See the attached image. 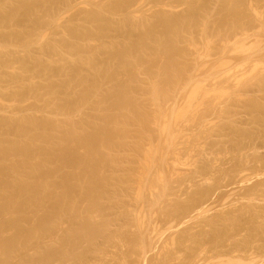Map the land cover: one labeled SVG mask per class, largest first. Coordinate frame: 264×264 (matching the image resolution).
I'll return each instance as SVG.
<instances>
[{
    "label": "rangeland",
    "instance_id": "obj_1",
    "mask_svg": "<svg viewBox=\"0 0 264 264\" xmlns=\"http://www.w3.org/2000/svg\"><path fill=\"white\" fill-rule=\"evenodd\" d=\"M1 1L3 3V0H0V2ZM6 1L7 0H5L4 5H2L3 7L5 6ZM34 1L37 3V6L39 5V7L36 10L37 12L35 11V13H33L32 16H28V18L26 17L25 19H21L20 21L18 19L17 20L14 19L15 21L9 20V21H5L4 23L0 16V48L2 47L6 48V50L4 49L5 51L0 49L1 50L0 55H3L1 56L2 58L0 57L1 59L0 79L2 81L5 78H8L9 76L16 77L15 78L16 80L14 79L13 82L16 83L15 81H18L19 82L17 83L18 85L19 84L22 85V82H24L23 86L25 84V81L34 79V81H30L29 85L31 86L33 85L31 82L37 84V85L34 84L35 86L34 85L33 86L34 88L38 86L39 88L36 87L38 88V91L37 90L36 91L37 93L40 92L39 94H41L42 92V95L40 96L38 95L39 97L37 96L38 98L37 99L33 94L31 95L25 94L24 97L22 96V98L24 99L22 98L17 99L13 97L11 93L13 94L14 93L13 91L17 90L18 86L15 87L14 84V86L12 87L13 84L10 83L13 82L8 81L9 82L8 83L6 81L5 82L2 81L1 84L2 83L4 84H2V87L0 86V89L2 88L0 90L1 91L0 102L3 103L1 105L2 108L0 106L1 109L0 116L2 117L5 114H7L6 112H8V116L13 117L14 119L15 118L18 119V117L24 116L26 113H28L26 115H30L29 114L30 112L31 115L37 117L39 116V119L41 118L43 119L45 117H48V115H49L48 118H50L54 116L53 114H56L55 115L56 122L59 121L63 125H69L71 121L75 120L76 122L78 120H81L80 119L81 117L85 116L86 118L83 117L84 119L91 117L89 121L91 123H89V126H87L88 124H86V127L84 128L87 129L85 132L93 129V126H96L97 123H98L97 125L98 127L104 126L105 120L103 121L104 119L103 113L104 114L109 113L110 110H111L110 113H112L115 110L114 108H110L108 106L105 107L102 106L101 109L99 108L100 112H98L99 109L94 108L93 107L94 105H92L91 109L89 105L88 106L85 105V107L82 108L83 112H81V109L77 110L80 111L78 112V114L77 111L75 110L72 111L73 109L66 110V112L69 111V113L67 112L65 114L66 117L65 119V117L61 114V110H59V108L56 106L57 104L56 105L55 103L52 104L50 103L51 100L50 99L48 100L46 94L47 93L49 94L50 92L49 90H47V86H46L47 81L44 77L42 76L39 77V75H37L38 76L37 77L35 74V76L37 77L36 78L34 75L32 76V74L30 73L29 78H28L29 74L25 75L26 78H28L26 79L22 73V75H20V77H22L21 78L22 81H21L19 76L17 75L18 73L21 74V72H18L19 66L16 68L18 69L17 71L15 70L14 67L16 73H14L15 72L14 71L13 74L17 76H13V74L11 73L13 66L10 65L9 68L11 67L12 68L9 70L8 65L6 67L4 65H5V60L8 57L9 60L10 58L12 59V61L14 60V62L12 63L14 64L16 60L20 62L19 60L22 59L21 58L22 56L23 58L24 56L28 57L27 53L29 54L31 61L34 59L33 60L34 63H32L33 65H37L36 63H38V65L35 66L37 67V69L39 67L41 69L42 66H43L42 69H46L48 67L47 63L53 60L59 62L58 59L61 60L60 57L61 55L55 52L52 53L53 51L51 50H47L49 42L54 41L56 43L57 41L60 42L59 40H61L62 42L63 38H65L63 40L65 41L67 35L69 34L68 33L69 27L71 28L72 25H77L79 22L80 23L83 22L82 24L88 23V22L84 23V20L87 19V17L85 16L89 12H92L93 11L92 9L96 8V2L98 5L100 3L101 4L100 6L104 8L105 6H107L108 9L111 0L108 1L107 0H96V1L67 0V2L65 0L67 4L63 0H62L63 4L61 3L60 0H58V2L54 1L55 3L49 0L51 4L53 2V4L56 6L55 7L54 5H52L53 7L51 8H50L51 4L50 2L47 3L48 2L47 0H34ZM91 1L93 3H91ZM100 1L103 3H101ZM162 1L164 2L165 5L163 4ZM199 1L191 0L190 2V0H140V1L129 0L126 1L127 3L122 9H117L115 12L109 13V17H111V19H113L114 22L126 20L129 23L142 24L143 23L142 21L144 20L146 21L147 19L151 22L158 20V15L161 14H168L172 16L175 15L179 17V15H183L187 13V11H189L190 7L189 9L187 7H188V3L190 2L189 4L193 3L192 5H194L197 8L196 10H198L197 11L198 13L195 12L197 15L195 14L194 17L195 19L198 20L199 24L198 27L195 28L196 30L195 31L193 30L194 32L191 31L190 34L188 33V35H186L183 39H181V41L178 42L177 47L179 49H182V52L185 53V54L183 53L184 55L183 60L187 66H186V70L184 71L185 74L182 77L177 78V81L179 83L176 81L175 82L176 84L171 86L172 88L168 87L169 88L168 90L170 91L171 89L172 92L170 91L169 93V91L167 90L166 91L168 92V94H166L167 96H163L162 98L156 99L157 101L156 100L153 101V98L151 99L152 96L151 93H149V91L151 92V90L154 88L153 83L155 84L157 83L159 84V86L160 84H162V88H163V83L158 82L161 81L162 78L161 79L156 78L158 77L156 75H158L157 73H159L157 71V68L159 66H155L156 71H154L153 70L154 66L152 69V67L149 66L148 62H145L148 60L153 61V58H155L154 60H156L158 57V59L154 62L156 63V65H162V62L163 61L165 62L166 60L165 58H167L165 56L166 54L163 53L162 55V52L159 55L158 53L157 55L156 53L154 54L149 53L151 55L150 56L151 58H149V54H147L146 56L147 58L144 57L147 60L143 59L144 63L142 62L141 64V62L139 61L141 65L138 63L139 67L137 66V70L135 71L136 86L138 85L139 88L135 87L136 89L138 88V90L135 89L136 90L135 93H132L131 96L133 95V97L136 98V101L140 102L142 106H144V110H145L144 112L146 113L145 115L147 116L145 119L146 121H144V119L143 121L149 123L146 124H144L143 122L129 123L127 124L129 126H127L125 129L126 131L124 130V132L121 133L123 135L120 134L121 138L119 137L120 139H117V141L115 142L116 144L114 143L115 145L110 146V148L108 146V148L106 147L104 150L103 148L106 145H104V147L101 146L100 149H99L100 146H97L98 150L97 148H95L98 153L99 150H101L100 157L103 159L105 163L103 164V166H101L102 168L100 170L102 171L100 172L99 170V172L100 174L102 173L101 175H103V177H106L107 180L109 179L108 185H110V186L107 185L106 187L107 189L105 188H104L105 190L103 189L104 195L100 200L98 206L99 210L97 209L98 210L97 212L94 211L95 214L94 212L93 213L91 212L92 215H90L91 213L89 214L90 218L94 217L95 219V220L93 219L94 225H97L96 227H99L100 229L96 234L95 233L89 234V232L85 230L86 237H83L82 240L80 239L75 249V251L77 250V252L76 254L73 253V255L74 254L75 255L74 257L71 256V259L69 258L70 260L69 262L68 259L64 261L65 258L64 259L61 258L62 256L58 255L60 254L58 253L56 254L57 256L55 255L53 261H51L52 263L50 264H61V263L64 264L65 262H68L69 264H93V263L94 264H264V111L263 109L262 111L259 109L260 112H258V107H257V112L256 110L253 109L254 107L256 109V106L253 107V105H256L257 103L260 105L262 104L261 106H263L264 108V78H263L264 77V67H263L264 66L263 65L264 64V52H263L264 51V32H263L264 31V0L244 1L243 3L239 4L240 9H243L241 10V12L243 13H241L239 10L240 13L239 16L236 15L237 17L235 15L227 14L226 18H228L229 16L232 17V18L229 17L228 19L222 18L224 16V13L221 12L222 11L221 7L223 6V4L221 3L222 0H210L209 3L205 5L203 3L204 0L203 1L199 0ZM140 2L142 5L140 4ZM244 3L245 5H243ZM161 4H163L164 6H162ZM166 5L169 7V9H167L168 7H165ZM2 6L0 3V7ZM68 6H70V9ZM199 7H201L200 8L201 11L200 9H198ZM46 8L48 9V12ZM73 10H75L76 13L73 12ZM117 11L120 12L118 13ZM80 15L81 17L83 15L85 16L81 18ZM209 17L210 18L213 17V18L210 19ZM220 17L221 20L223 19L224 23L220 20ZM138 18L140 21L138 20ZM133 19L135 22L133 21ZM204 19H206V21H204ZM35 20L40 23L36 22ZM227 20H229V24L226 23L228 22ZM237 20L239 21L243 20V21H241V24H238L236 26L235 21L237 22ZM156 22H155L157 26L156 30L159 32L156 33L161 34L162 33L161 32L162 28H160L161 25H159L160 23L158 21ZM232 23L233 25L231 26ZM37 24L40 25L36 27L35 25ZM234 24L236 27L234 26ZM27 29L29 31V32L25 31L27 33V37L30 35L29 38L31 37L32 39L31 38L29 40L27 39L28 44L25 41H23V44L26 43V45L22 44L21 42L22 40L20 38L17 37L15 38V36L11 34L13 32L16 33L17 31L24 32V30ZM111 30H109L107 33L111 32L113 35H110L109 33L107 37L105 36V34H104V38L100 36L103 40L99 39V37L94 36L96 40L93 37V39H91L92 41H90L89 44L90 46H94V47L92 48L89 45L88 47H90L94 51L95 48H97L99 45L102 46L103 43L105 46H107L106 44L109 45L113 42L117 44L119 43L123 44V42L128 41L127 39H130L126 37L128 34L125 35V31L123 30H119L117 28H115V30L114 29ZM6 34L8 36L11 34L13 35V37L9 36L10 37L9 38L7 37ZM128 36L130 37V35ZM35 37H37V39ZM39 40L42 42H40ZM236 40L237 42H235ZM99 41L101 42V44ZM190 42H192L193 44ZM223 42H225V44ZM6 43L8 48L4 47L6 46ZM8 44H12V45H8ZM239 44H241L242 46ZM27 45H30V47L28 46L29 48L27 47L26 49L23 50V48H25L24 46ZM44 46H46L47 48ZM259 49H263V50H259ZM9 53L11 54L12 57L10 56ZM187 53H189L190 55ZM68 54L70 53L68 52ZM102 54L100 55L98 54L99 57L97 56L96 57L99 58V60L98 59L96 60L104 61L105 59L103 60L102 58H106V56L103 57V55L105 54L103 55ZM34 57L36 58V60ZM1 61L4 63H2ZM256 63H258V65H256L257 67L259 65L260 66L262 65L263 68L261 69L263 71L260 69L259 66V71L257 72L258 69L254 68ZM16 65L19 64L17 63ZM250 65L253 67V69L252 67H249ZM49 67L47 69H49ZM150 68L153 71L152 73L154 76L153 75L152 76L154 78L151 76L152 73L150 72L151 71ZM52 69L53 68H51L50 71H54ZM207 70L208 72H206ZM253 70H255L256 72ZM214 73L216 74L214 75ZM4 74L8 77H6ZM54 74L55 73H52V76H54L52 77L54 83L58 81L61 82L62 79L61 76L58 73H56V76ZM127 74L128 73L123 72L122 70L121 72L117 71L116 74L117 77H115L116 79L114 78V80H109L111 81L112 85L109 84L110 83L109 81H108L109 83L106 81L107 84L104 83L105 86L103 85L102 90L106 91L105 89H107V87L111 88L116 86L118 83H124L126 80H129L130 77ZM2 76L5 77L3 78ZM17 77L19 79H17ZM233 77H235L236 79ZM153 80L155 82H153ZM28 82H26L27 83L26 85H28ZM234 83L237 84L234 85ZM8 84H10V86ZM197 87L198 88L200 87L199 90L201 92L198 89H197L198 91L196 90L197 93L194 91ZM9 88L12 90H9ZM2 92H5V94L3 93L2 95ZM204 94L205 95L207 94V96L205 97ZM6 96H8V98H6ZM30 97L33 98L32 101L34 103H32ZM44 97L45 98L47 97L46 98L47 100H45ZM60 98L58 100L56 99L57 102L61 100ZM27 99L28 101L30 100V103L26 101ZM3 100L4 101L6 100V102H4ZM15 100L17 102H21L22 104L17 103ZM36 101H38V103ZM12 102L14 104L17 103L21 107H19L17 104L15 107ZM9 103L10 104L12 103L13 107H15L13 108V110L11 109L12 105H10ZM47 105L48 106L50 105L49 106L51 109L50 112H49L50 109ZM157 105L160 106L157 107ZM4 106H5V110L3 109ZM32 107L34 109H31ZM174 108L175 110H173ZM40 109H44V110H40ZM93 109L94 111H92ZM45 110L46 112H48L47 113L48 115L46 114ZM127 110L129 111V109ZM127 110L126 112H128ZM189 110H191L190 113H188ZM37 111L40 114H42L41 111H43L45 116L43 117L44 114L40 116V114ZM160 111L162 115L160 114L159 116ZM17 112L18 114H16ZM19 112H21L22 115ZM129 112L132 111L130 110ZM9 113L10 114L13 113V114L10 115ZM79 113L81 114L83 113V116L79 115ZM69 114L72 115V117ZM154 114L157 115L155 116ZM170 114H172L173 118ZM67 115L69 116L67 117ZM164 116H166V118ZM55 117H52L53 119L52 118L50 119L55 121ZM184 117L189 118V120L187 118L184 119ZM155 118L158 119L156 120ZM69 119L72 120L70 121ZM178 119L181 120L182 123H179L181 121H178ZM165 121L166 122L168 121V123L170 121L169 123L170 125L168 123L166 124ZM159 122L162 125H159ZM159 126H163V127H159ZM170 126L173 129L175 127V130H173ZM129 127L130 128L132 127L131 130ZM125 132H127L128 134ZM170 132L172 133L170 134ZM84 142L85 143H83L82 146H81V142L79 143V141H76L77 144L74 143L73 144L74 146L71 144L72 141L69 142L72 146L69 143L68 145H70L71 148L74 147L76 153L78 152L79 157H81L80 155H84V152L81 151V149L84 150L86 149L84 147L89 146L90 148L88 149H91L92 147L94 151V147H95V145H93L90 142L88 143L87 141ZM91 144L93 146H91ZM158 144L159 146L161 145V147H159ZM75 146L76 148L80 147V149L77 148L78 150L77 151ZM140 151H142L143 153ZM148 151H151V153H146ZM149 155L151 158L149 157ZM152 155L155 157V158L153 157L154 160L152 159ZM149 159H152L153 162H151V160L149 162ZM147 163L150 165H148ZM141 165H143V167ZM148 166L151 167V169H149ZM145 167L146 169H144ZM136 171L138 172V174ZM152 178L154 181L152 180ZM137 180L139 181V183ZM142 182H144L145 184H143ZM84 204L85 202L83 203V205ZM4 217H0V223L4 222L5 220ZM68 217L65 216L62 218V220H60V222H58L59 223L58 226L61 227L60 228L57 227L58 229L56 230L58 231L54 230V232L52 233L53 236L52 234L49 235L52 236V238L54 239L51 240V237L47 236L48 237L47 238L45 236L46 238L45 237L42 238L43 241L42 239L39 240L40 244H42L41 245L42 247L40 246V244L38 246L36 244L37 242H35L34 243L35 248L33 247L34 245L32 247H29L30 246L29 245L27 247L29 249H25V252L29 250L27 252L28 255H32V256L35 255L37 257L38 252L39 251L41 252L42 251L41 249L43 247L44 250L46 247L52 245V243L55 244L57 242V244H59L60 240H62L61 237L62 236L64 237L66 235V232L68 233V231H70L72 227L74 226L76 227V225L78 226L80 225L78 224L79 222H76L77 224L73 222L74 225L70 224L72 222V219L70 221ZM78 226L77 228L81 229V227ZM10 231L12 230L9 231L7 230L6 233L8 234L9 232V235H11L13 232L10 233ZM60 231L61 232L65 231V232L61 234ZM7 234L4 235L7 236ZM99 250H101V252ZM69 252L71 254V250ZM16 261L19 262L18 259H16Z\"/></svg>",
    "mask_w": 264,
    "mask_h": 264
},
{
    "label": "bare ground",
    "instance_id": "obj_2",
    "mask_svg": "<svg viewBox=\"0 0 264 264\" xmlns=\"http://www.w3.org/2000/svg\"><path fill=\"white\" fill-rule=\"evenodd\" d=\"M4 1L3 3L2 1L1 6L4 5ZM48 1V2H47ZM46 2L49 3L50 1H57L58 0H47ZM61 3L63 4V1L65 2V0H60ZM84 1V0H82ZM96 1V0H95ZM108 1V0H107ZM112 1V0H111ZM110 1L108 9L107 6L102 7L100 6L101 4L99 3V5L96 2V8L92 9V12H89L86 16L83 15L82 17H87V19H82L85 22H88L86 24H82L83 22H79L77 25H72L71 28L69 27V34L66 37V40L63 41L65 38H63L62 42L61 40H59L60 42H49L48 45V49L47 50H51L53 51L52 53H58L60 54L59 56L61 57V60H59V62L54 61H50L47 65L49 67V69H40V67L37 69L38 63H36L37 65H33L32 63H34V59L31 61L30 56L27 52L28 57L23 58V56L21 57L22 59L19 60L20 62H18V60H16V62L19 65H16L17 63L15 62L14 64H12L14 62V60L12 61V59L10 58V60L7 58V62L5 60V67L8 65V68L10 65L13 66L12 68V74L13 72L18 69H16L19 66V71L21 72L18 73L17 75L19 76L20 80L22 77H20V75H22L26 78L25 75H28V78L30 76V73L32 74V76L36 74L42 77H44L47 81V90H49V94L47 93V97L48 100L50 99L52 104L55 103V105L59 108V110H61V114L65 117V114L69 111L66 112V110H71L72 111H77L78 109H81V112H83L82 108L86 106H90V109L92 107V105H94V108H102V106H108L110 108H114L115 110L111 112V110L109 111V113H103L104 115V119L105 120V125L102 127H98V123L96 126H93V129L85 132L87 129H84L86 127V124H88L87 126H89V122L90 118L84 119L86 118L85 116H83V113H79V115L83 116L80 119L75 122L71 121V123L69 125H63L61 124V122L57 121L56 122V114H53L55 117V121L51 120L49 117V115L47 114L48 112H46V114L48 115V117L45 118H41L39 119V116H34L31 115V113L29 112L30 115H26L28 113H26L24 116L18 117V119H14L11 116H8V112H6L7 116H0V217H4L5 220L3 223H0V264H50L52 263L51 261H53V258L55 257L56 254L61 255V258H65V260L68 259V262L70 261L69 258L71 259V256L74 257V255L76 254L77 250L75 251L78 242L80 241V239L82 240L83 237H86V233L85 230H87V232L90 233H97L98 230L100 229L99 227H96L97 225H94V217L89 216V214L94 211H98L99 208V203L100 200L102 199V196L104 195V190L107 189V185L109 184V179L107 180L106 177H103V175L100 174V172L102 170H100L103 166L104 161L103 159L100 157L101 153L99 150V153L97 152L98 147L100 146L99 149L101 148V146L104 147V145H106L103 150L108 146L110 148V146L115 145L117 139H120V134L124 132V130L126 129L127 124L129 123H135V122H143L144 124L149 123V122H144L146 121V113L144 112V106H142V104L140 102L136 101V98L133 97V95L131 96L132 93H135L136 90H138V85L136 86V80H135V71L137 70V66L139 61L142 62L144 61L143 59L147 58V54L149 53H158V55L162 52L165 53L166 57L164 58L166 59L165 62H162V65H156V63L154 61L155 58H153L152 60H148L145 62H148L149 66L152 67L154 66V71H156L155 66H159L157 68V71L159 73H157L158 77H156L157 79H161V81L158 82H162L163 83V88H162V84H155L153 82H155L153 80V86L154 88L151 90V92L149 91V93H151V99L153 98V101L159 98H162L163 96H167L166 94H168V92H166L171 86L176 84L175 82L177 81L178 77H182L185 74V70H186V64L183 60V53L182 49H179L177 47L178 42L181 41V39H183L186 35H188V33L190 34L191 31H195L196 27H198V20L195 19L194 15L196 13H198L196 10L197 8L192 5L193 3L189 4L191 2L188 3V9L189 11H187V13L183 14V15H179L175 16V15H168V14H161L158 15V21L161 25L160 28H162V33L158 34L159 32L156 30L157 29V22L156 21H149L148 19L145 21H142L143 23L141 24H133V23H129L126 20L124 21H117L114 22L113 19H111V17H109V13L111 12H115L117 9H122L125 5H126V1L129 0H113L112 2ZM140 1V0H139ZM199 1V0H198ZM203 1V0H202ZM201 1V2H202ZM210 0H204L203 3L204 5L209 3ZM246 0H222V4L223 6L221 7L222 11L224 13V16L222 17L223 19H228L229 17L232 18L231 16H229L228 18H226L227 14L228 15H238L241 12V10L239 7V4L243 3ZM252 1V0H251ZM262 1V0H261ZM39 2V1H38ZM52 2H50L51 7H53L52 5H54ZM56 2V3H57ZM67 2V0H66ZM65 2V3H66ZM101 2V1H100ZM163 2V1H162ZM186 2V1H185ZM200 2V1H199ZM255 2V1H254ZM45 3V2H44ZM55 3V2H54ZM82 3V2H81ZM80 3V4H81ZM85 3V2H84ZM91 3H93L91 1ZM90 3V4H91ZM103 3V2H101ZM58 4V3H57ZM67 4V3H66ZM64 4V5H66ZM87 4V3H86ZM89 4V2H88ZM108 4V3H107ZM141 4V2H140ZM164 4V2H163ZM163 4H161L162 6H164ZM171 4V3H170ZM42 5V4H41ZM60 5V4H59ZM103 5V4H102ZM128 5V4H127ZM138 5V4H137ZM142 5V4H141ZM155 5V4H154ZM245 5V3L243 4ZM241 5V6H243ZM251 5V4H250ZM47 6V4H46ZM49 6V5H48ZM55 6V5H54ZM61 6V5H60ZM71 6V5H70ZM70 6L69 9H70ZM80 6V5H78ZM77 6V7H78ZM157 6V5H156ZM39 7V5L37 6V3L34 0H7L5 6L0 7V16L2 21L5 23V21H9V20H14V19H18L19 21L21 19H25L26 17L28 18V16H32L33 13H35V11L37 10V8ZM56 7V6H55ZM90 7V6H89ZM88 7V9H89ZM165 7H168L167 5ZM164 7V8H165ZM172 7V6H171ZM217 7V6H216ZM251 7V6H249ZM49 8V7H48ZM49 8V9H50ZM73 8V7H72ZM76 8V7H75ZM139 8V7H138ZM159 8V7H158ZM201 7H199L198 9H200ZM203 8V6H202ZM253 8V7H252ZM58 9V8H57ZM86 9V8H85ZM156 9V8H155ZM169 9V7L167 8ZM171 9V8H170ZM250 9V8H248ZM257 9V8H256ZM260 9V8H259ZM47 12L48 9L46 8ZM76 10V9H75ZM75 10H73V12H75ZM132 10V9H131ZM240 10V12H239ZM67 11V10H65ZM64 11V12H65ZM91 11V10H90ZM164 11V9H163ZM170 11V10H169ZM185 11V12H186ZM201 11V9H200ZM208 11V10H207ZM250 11V10H249ZM257 11V10H256ZM37 12V11H36ZM63 12V13H64ZM118 12V11H117ZM120 12V11H119ZM118 12V13H119ZM123 12V11H121ZM138 12V11H137ZM196 12V13H195ZM248 12V11H247ZM71 13V12H70ZM76 13V12H75ZM85 13V12H84ZM117 13V14H118ZM150 13V12H149ZM166 13V12H165ZM222 13V14H223ZM243 13V12H241ZM256 13V12H255ZM263 13V12H262ZM42 14V13H41ZM79 14V13H78ZM81 14V13H80ZM137 14V13H136ZM140 14V13H139ZM144 14V13H143ZM146 14V13H145ZM170 14V13H169ZM172 14V13H171ZM39 15V14H38ZM63 15V14H62ZM82 15V14H81ZM80 15V17H81ZM114 15V14H113ZM110 15V16H113ZM127 15V14H126ZM129 15V14H128ZM197 15V14H196ZM71 16V15H70ZM78 16V15H77ZM125 16V15H124ZM131 16V15H130ZM134 16V15H133ZM147 16V15H146ZM204 16V15H203ZM212 16V15H211ZM210 16V17H211ZM243 16V15H242ZM257 16V15H256ZM259 16V14H258ZM79 17V18H80ZM81 17V18H82ZM156 17V16H155ZM208 17V16H207ZM209 17V18H210ZM237 17V16H236ZM56 18V17H55ZM65 18V17H64ZM131 18V17H130ZM157 18V17H156ZM213 18V17H212ZM210 18V19H212ZM259 18V17H258ZM146 19V18H145ZM202 19V18H201ZM208 19V18H207ZM223 19L220 20L223 22ZM240 19V18H239ZM63 20V19H62ZM113 20V21H111ZM117 20V19H116ZM139 20V18H138ZM234 20V17H233ZM232 20V21H233ZM245 20V19H244ZM15 21V20H14ZM36 21V20H35ZM50 21V20H49ZM55 21V20H54ZM130 21V20H129ZM134 21V19H133ZM140 21V20H139ZM204 21H206V19H204ZM229 24V20H227ZM243 21V20H241ZM241 21L237 20V22L235 21L236 26L238 24H241ZM259 21V20H258ZM261 21V19H260ZM38 22V21H36ZM74 22V21H73ZM114 22V23H113ZM132 22V21H131ZM135 22V21H134ZM156 22V24H155ZM231 22V21H230ZM40 23V22H38ZM46 23V22H45ZM206 23V22H205ZM210 23V22H209ZM218 23V22H217ZM224 23V22H223ZM8 24V23H7ZM6 24V25H7ZM10 24V23H9ZM12 24V23H11ZM215 24V23H214ZM234 24V26H235ZM40 25V24H39ZM38 24L35 25L36 27L39 26ZM42 25V24H41ZM46 25V24H45ZM57 25V23H56ZM206 25V24H205ZM233 25V23L231 24V26ZM263 25V24H262ZM12 26V25H11ZM61 26V25H60ZM59 26V27H60ZM235 26V27H236ZM254 26V25H253ZM6 27V26H5ZM56 27V26H55ZM63 27V26H62ZM114 27V28H113ZM204 27V26H203ZM208 27V26H207ZM25 28V27H24ZM35 28V27H34ZM115 28L119 29V30H123L125 31V35L128 34L130 35V37L127 35L126 37L130 38L127 39L128 41L123 42V44H117L115 42L111 43V44H106L107 46L104 45V43L101 45H99L97 48H95V50L93 51V49H91L90 47H94V46H90V41H92L91 39H93V37H99V39H102L101 37L104 38V34L107 37L108 34L110 33V35H113L111 32L107 33L109 30L114 29ZM262 28V27H261ZM9 29V28H8ZM39 29V28H38ZM22 30V29H21ZM32 30V29H31ZM47 30V29H46ZM205 30V29H204ZM233 30V29H232ZM12 31V30H11ZM15 31V30H13ZM24 30V32L20 31V32H16V33H11L15 36V38H20L23 44V41H25L27 43V39L29 40V36L27 37V33ZM33 31V30H32ZM31 31V32H32ZM40 31V30H39ZM38 31V32H39ZM45 31V30H44ZM43 31V32H44ZM56 31V30H55ZM68 31V30H67ZM113 31V30H111ZM160 31V30H159ZM193 31V32H194ZM258 31V30H257ZM255 31V32H257ZM261 31V30H260ZM29 32V31H28ZM117 32V30H116ZM120 32V31H118ZM158 32V33H156ZM264 32V31H263ZM33 33V32H32ZM41 33V32H40ZM64 33V32H63ZM114 33V32H113ZM122 33V31H121ZM230 33V32H229ZM259 33V32H258ZM9 35L10 37H13V35ZM34 34V33H33ZM57 34V33H56ZM107 34V35H106ZM208 34V33H207ZM7 35V34H6ZM44 35V34H43ZM62 35V34H61ZM60 35V36H61ZM109 35V36H110ZM193 35V34H192ZM7 35V37H9ZM35 36V35H34ZM37 36V35H36ZM101 36V37H100ZM247 36V35H246ZM259 36V34H258ZM9 37V38H10ZM38 37V36H37ZM37 37H35L37 39ZM45 37V36H44ZM94 37V39H95ZM116 37V36H115ZM41 38V37H40ZM51 38V37H50ZM209 38V37H208ZM238 38V37H237ZM32 39V38H31ZM52 39V38H51ZM117 39V38H116ZM212 39V38H211ZM257 39V38H256ZM8 40V39H6ZM13 40V39H12ZM11 40V41H12ZM44 40V39H43ZM69 40V41H68ZM96 40V39H95ZM103 40V39H102ZM121 40V39H120ZM246 40V39H245ZM244 40V41H245ZM31 41V40H30ZM38 41V40H37ZM34 41V42H37ZM40 41V40H39ZM49 41V40H48ZM209 41V40H208ZM13 42V41H12ZM29 42V41H28ZM32 42V41H31ZM42 42V41H40ZM94 42V41H93ZM100 42V41H99ZM98 42V43H99ZM107 42V41H106ZM205 42V41H204ZM226 42V41H225ZM225 42H223L225 44ZM237 42V40L235 41ZM240 42V41H239ZM260 42V40H259ZM20 43V42H19ZM18 43V44H19ZM23 44V45H26ZM48 43V42H47ZM51 43V44H50ZM192 43V42H190ZM4 44V43H3ZM16 44V43H14ZM21 44V45H22ZM28 44V43H27ZM32 44V43H31ZM43 44V43H42ZM41 44V45H42ZM101 44V42H100ZM193 44V43H192ZM236 44V43H235ZM234 44V45H235ZM256 44V43H255ZM254 44V45H255ZM263 44V42H262ZM5 45V44H4ZM8 45H12V44H8ZM20 45V44H19ZM36 45V44H34ZM88 45L90 47H88ZM94 45V44H93ZM104 45V46H103ZM202 45V44H201ZM207 45V44H206ZM205 45V46H206ZM227 45V44H226ZM241 45V44H239ZM246 45V44H245ZM30 47V45L24 46L26 49L27 47ZM197 46V45H196ZM242 46V45H241ZM244 46V45H243ZM7 47V43L6 46ZM19 47V46H17ZM21 47V46H20ZM23 47V46H22ZM28 47V48H29ZM46 47V46H44ZM180 47V46H179ZM222 47V46H219ZM227 47V46H226ZM235 47V46H233ZM239 47V46H238ZM3 48V47H2ZM0 48L1 50H6V48ZM8 48V47H7ZM12 48V46H11ZM47 48V47H46ZM183 48V47H182ZM231 48V47H230ZM237 48V45H236ZM243 48V47H241ZM240 48V49H241ZM246 48V47H245ZM256 48V47H255ZM262 48V47H261ZM31 49V48H30ZM208 49V48H207ZM234 49V48H233ZM0 50V51H1ZM4 50V51H5ZM16 50V49H15ZM20 50V49H19ZM22 50V48H21ZM184 50V49H183ZM216 50V49H215ZM244 50V49H243ZM258 50V49H257ZM259 50H263V49H259ZM46 51V50H45ZM223 51V50H222ZM231 51V50H230ZM236 51V50H235ZM239 51V50H238ZM20 52V51H18ZM68 52L70 54H68ZM229 52V51H228ZM227 52V53H228ZM264 52V51H263ZM3 53V52H2ZM1 53V54H2ZM6 53V52H4ZM11 53V52H10ZM9 53V54H10ZM23 53V52H22ZM93 53V54H92ZM105 55H103V54ZM202 53V52H201ZM238 53V52H237ZM242 53V52H241ZM255 53V52H254ZM262 53V52H261ZM19 54V53H18ZM24 54V53H23ZM93 56H92V55ZM95 54V55H94ZM98 54H102L103 57L106 56V58H102L104 61H98L99 57ZM185 54V53H184ZM189 54V53H187ZM224 54V53H223ZM26 55V56H27ZM33 55V54H32ZM45 55V53H44ZM190 55V54H189ZM188 55V56H189ZM199 55V54H197ZM263 55V54H262ZM3 55H0V57ZM11 56V54H10ZM55 56V55H54ZM58 56V55H56ZM95 56V57H94ZM97 56V57H96ZM151 55L149 54V58ZM204 56V53H203ZM206 56V55H205ZM12 57V56H11ZM36 57V56H35ZM34 57V58H35ZM41 57V56H38ZM59 57V58H60ZM145 57V58H144ZM155 57V55H154ZM162 57V56H161ZM247 57V56H246ZM253 57V56H252ZM258 57V56H257ZM256 57V58H257ZM2 58V57H1ZM18 58V57H17ZM46 58V57H45ZM210 58V57H209ZM16 59V58H15ZM19 59V58H18ZM41 59V58H40ZM98 59V60H96ZM222 59V58H221ZM1 60V59H0ZM9 60V61H8ZM36 60V58H35ZM57 60V58H56ZM147 60V59H145ZM199 60V59H198ZM262 60V59H261ZM47 61V60H46ZM98 61V62H96ZM2 62V61H1ZM38 62V59H37ZM45 62V61H44ZM43 62V63H44ZM57 62V63H56ZM100 62V63H99ZM4 63V62H2ZM42 63V62H41ZM39 63V64H41ZM144 63V62H143ZM164 63V64H163ZM206 63V61H205ZM263 63V62H262ZM45 64V63H44ZM140 64V63H139ZM140 64V65H141ZM204 64V63H203ZM216 64V63H215ZM1 65V64H0ZM46 65V66H47ZM224 65V64H223ZM228 65V64H227ZM249 65V64H248ZM256 65H258V63L255 64L254 68H257V72L259 71V66L257 67ZM264 65V64H263ZM45 66V65H44ZM3 67V66H2ZM4 67V68H5ZM15 67V70H14ZM139 67V66H138ZM142 67V66H141ZM140 67V68H141ZM144 67V66H143ZM222 67V66H221ZM238 67V66H237ZM249 67H252L251 65ZM264 67V66H263ZM262 65L260 66V69L263 68ZM3 68V69H4ZM7 68V69H8ZM9 68V70L11 69ZM51 68H53L52 70L54 71H50ZM147 68V67H146ZM215 68V67H214ZM229 68V67H228ZM6 69V70H7ZM151 69V68H150ZM151 69V73L153 72ZM197 69V68H195ZM212 69V68H211ZM233 69V68H232ZM236 69V68H235ZM253 69V67H252ZM121 70L123 72L128 73L127 75H129L128 79L126 80L124 83H118L116 86L114 87H107V89H105L106 91L102 90L103 85L105 86V84H107V82L109 80H114L117 74V71L121 72ZM200 70V69H199ZM203 70V69H202ZM209 70V69H208ZM208 70L206 72H208ZM218 70V69H217ZM262 70V69H261ZM1 71V70H0ZM16 71L14 73H16ZM142 71V70H141ZM193 71V70H192ZM220 71V69H219ZM247 71V70H246ZM255 71V70H253ZM263 71V70H262ZM8 72V73H10ZM138 72V71H137ZM145 72V70H144ZM194 72V71H193ZM222 72V71H221ZM225 72V71H224ZM245 72V71H244ZM249 72V70H248ZM256 72V71H255ZM1 73V72H0ZM7 73V74H8ZM52 73H55L54 75L56 76V73H58L61 76V82H56L54 83V80L52 77ZM150 73V74H151ZM156 73V72H155ZM211 73V72H210ZM236 73V72H235ZM6 74V73H5ZM4 74V75H5ZM141 74V73H140ZM149 74V75H150ZM203 74V73H202ZM209 74V73H208ZM207 74V75H208ZM216 73H214L215 75ZM224 74V73H223ZM241 74V73H240ZM259 74V73H258ZM15 74H13V76H17ZM137 75V74H136ZM145 75V74H144ZM153 75V73L151 74V76ZM190 75V74H189ZM204 75V74H203ZM211 75V74H210ZM218 75V74H217ZM220 75V72H219ZM260 75V74H259ZM258 75V76H259ZM6 76V75H5ZM4 76V77H5ZM31 76V77H32ZM35 76V77H36ZM120 76V75H118ZM122 76V75H121ZM147 76V75H146ZM154 76V75H153ZM152 76V77H153ZM227 76V75H226ZM251 76V75H250ZM3 77V76H2ZM3 77V78H4ZM8 77V76H6ZM38 77V76H37ZM36 77V78H37ZM140 77V76H139ZM144 77V76H143ZM151 77V79H152ZM190 77V76H189ZM193 77V76H192ZM191 77V79H192ZM198 77V76H197ZM204 77V76H203ZM238 77V76H237ZM2 78V79H3ZM16 77H8L5 78L4 80H2L3 82H8L11 81L13 82L14 79ZM17 77V79H19ZM24 78V81H25ZM26 78V79H28ZM33 78V77H32ZM154 78V77H153ZM187 78V77H186ZM205 78V77H204ZM213 78V77H212ZM216 78V77H215ZM230 78V77H229ZM228 78V79H229ZM235 78V77H233ZM232 78V79H233ZM244 78V77H243ZM247 78V77H246ZM257 78V77H256ZM264 78V77H263ZM31 79V78H30ZM116 79V78H115ZM182 79V78H181ZM190 79V80H191ZM196 79V78H195ZM236 79V78H235ZM238 79V78H237ZM16 80V79H15ZM37 80V79H36ZM35 80V81H36ZM39 80V78H38ZM60 80V79H59ZM119 80V79H118ZM123 80V79H122ZM179 80V79H178ZM194 80V79H193ZM199 80V79H198ZM204 80V79H203ZM208 80V79H207ZM242 80V79H241ZM1 79H0V84H1ZM22 81V80H21ZM29 81V82H28ZM30 81H34V79L32 80H27L25 81V84L23 86L22 85H18L17 83H19L18 81H15L16 83H10L13 84L12 87L15 84L16 86H21V87H17V90L13 91L14 93L11 95L17 99L22 98V96L24 97L25 94H33L35 95V97L37 98V96L42 95L37 93L38 88H34L35 83L31 82L33 85H29ZM56 81V80H55ZM107 81V82H106ZM202 81V80H201ZM209 81V80H208ZM207 81V82H208ZM213 81V80H212ZM233 81V80H232ZM28 82V85H26ZM110 82V83H109ZM108 83L110 85L111 81H109ZM113 82V81H112ZM117 82V81H116ZM178 82V81H177ZM204 82V81H203ZM215 82V81H214ZM218 82V80H217ZM220 82V81H219ZM240 82V81H239ZM9 83V82H8ZM45 83V81H44ZM43 83V84H44ZM105 83V84H104ZM179 83V82H178ZM222 83V82H221ZM226 83V82H225ZM238 83V82H237ZM236 83V84H237ZM241 83V82H240ZM4 84V83H2ZM2 84L0 85L2 87ZM10 84H8L10 86ZM114 84V83H113ZM145 84V83H144ZM188 84V83H187ZM200 84V83H199ZM197 84V85H199ZM234 83V85H236ZM250 84V83H249ZM7 85V83H6ZM45 85V84H44ZM43 85V86H44ZM115 85V84H114ZM157 85V86H155ZM206 85V84H205ZM212 85V84H211ZM233 85V84H232ZM248 85V84H247ZM7 86V87H9ZM45 86V87H46ZM149 86V85H148ZM147 86V87H148ZM217 86V85H216ZM44 87V88H45ZM135 87H138L137 89ZM176 87V86H174ZM210 87V86H209ZM215 87V86H214ZM220 87V86H219ZM227 87V86H226ZM241 87V86H240ZM261 87V86H260ZM200 88V87H199ZM199 88L197 87L194 91L196 92V90ZM222 88V87H221ZM243 88V87H242ZM2 89V88H1ZM0 89V90H1ZM7 89V88H5ZM4 89V90H5ZM104 89V88H103ZM109 89V90H108ZM136 89V90H135ZM141 89V88H140ZM144 89V88H143ZM148 89V88H147ZM176 89V88H175ZM189 89V88H188ZM220 89V88H219ZM218 89V90H219ZM9 90H12L9 88ZM37 90V91H36ZM103 92H102V91ZM197 90V91H198ZM217 90V88H216ZM230 90V89H229ZM6 91V90H5ZM41 91V90H39ZM169 91V90H168ZM171 91V89H170ZM169 91V93H170ZM200 91V90H199ZM211 91V90H210ZM1 92V91H0ZM7 92V91H6ZM144 92V91H143ZM172 92V91H171ZM186 92V91H185ZM201 92V91H200ZM208 92V91H207ZM220 92V91H219ZM5 94V92H2ZM197 93V92H196ZM206 93V92H205ZM223 93V91H222ZM1 94V93H0ZM9 94V93H8ZM147 94V93H146ZM174 94V93H173ZM195 94V93H194ZM201 94V93H200ZM230 94V93H229ZM10 95V94H9ZM44 95V96H46ZM181 95V94H180ZM199 95V93H198ZM205 95V94H204ZM221 95V94H219ZM224 95V94H223ZM38 96V97H39ZM60 96V97H58ZM150 96V95H149ZM170 96V95H169ZM168 96V97H169ZM185 96V93H184ZM202 96V95H201ZM207 96V94L205 95V97ZM226 96V95H225ZM253 96V95H252ZM43 97V96H41ZM40 97V98H41ZM46 97V98H47ZM58 97V98H57ZM63 97V98H62ZM200 97V96H199ZM216 97V96H214ZM247 97V96H246ZM251 97V96H249ZM3 98V97H2ZM1 98V99H2ZM6 98H8V96H6ZM29 98V97H27ZM31 98V97H30ZM45 97L44 99L47 100ZM61 99L57 102L58 99ZM167 98V97H166ZM220 98V97H219ZM218 98V99H219ZM236 98V97H235ZM255 98V97H254ZM5 99V98H4ZM16 99V100H17ZM24 99V98H22ZM33 98H31L32 101ZM38 99V98H37ZM57 99V100H56ZM135 99V100H134ZM197 99V98H196ZM201 99V98H200ZM14 100V98H13ZM12 100V101H13ZM15 100V101H16ZM147 100V99H146ZM161 100V99H160ZM172 100V99H171ZM170 100V101H171ZM179 100V99H178ZM189 100V98H188ZM4 101V100H3ZM28 101V99L26 100ZM157 101V100H156ZM6 102V100L4 101ZM9 102V101H8ZM7 102V103H8ZM11 102V101H10ZM17 102V101H16ZM30 103V100L28 101ZM38 103V101H36ZM44 102V101H43ZM49 102V101H48ZM165 102V101H164ZM172 102V101H171ZM181 102V101H180ZM189 102V101H188ZM195 102V101H194ZM1 103V102H0ZM3 103V102H2ZM2 103L0 104V106L2 105ZM13 103V102H12ZM12 103L10 105H12ZM17 103H21V102H17ZM16 103V104H17ZM25 103V102H24ZM23 103V105H24ZM32 103H34L32 101ZM40 103V102H39ZM160 103V102H159ZM6 104V103H5ZM16 104L13 103V105L16 107ZM22 104V103H21ZM26 104V103H25ZM47 104V103H46ZM147 104V103H146ZM157 104V103H155ZM170 104V103H169ZM176 104V103H175ZM195 104V103H193ZM212 104V103H211ZM11 107V109L13 110V108L15 107ZM18 105V104H17ZM41 105V104H40ZM54 105V106H55ZM148 105V104H147ZM262 105V104H261ZM260 104H256L253 105L256 106L253 108L254 110H256L257 112V107H258V112L259 109L262 111H264L263 106H261ZM7 106V105H6ZM19 107H21L20 105H18ZM36 106V105H35ZM34 106V107H35ZM48 106V105H47ZM50 106V105H49ZM48 106V107H49ZM160 105H157V107ZM168 106V105H167ZM212 106V105H211ZM210 106V107H211ZM8 107V106H7ZM18 107V108H19ZM27 107V106H26ZM31 107V106H30ZM40 107V106H39ZM38 107V109H39ZM45 107V106H44ZM52 107V106H51ZM146 107V106H145ZM155 107V106H154ZM152 107V108H154ZM170 107V106H169ZM168 107V108H169ZM182 107V106H181ZM187 107V106H186ZM2 108V106H1ZM37 108V107H36ZM41 108V107H40ZM46 108V107H45ZM156 108V107H155ZM171 108V107H170ZM216 108V107H215ZM5 110V106L3 108ZM10 109V111H11ZM17 109V108H16ZM27 109V108H26ZM31 109H34L33 107ZM47 109V108H46ZM50 109V107H49ZM54 109V108H52ZM56 109V108H55ZM97 109V110H98ZM100 109L98 112H100ZM125 111H124V110ZM127 109H129V111L131 110L132 112H129ZM151 109V108H150ZM180 109V108H179ZM191 109V108H190ZM194 109V108H193ZM227 109V108H226ZM1 110V109H0ZM7 110V109H6ZM19 110V109H18ZM24 110V109H23ZM30 110V109H29ZM40 110H44V109H40ZM48 110V109H47ZM126 110L128 112H126ZM160 110V109H159ZM163 110V109H161ZM175 110V108L173 109ZM192 110V109H191ZM188 113H190V111ZM9 111V109H8ZM32 111V110H31ZM51 111V109L49 110V112ZM89 111V110H87ZM94 111V109L92 110ZM168 111V110H167ZM172 111V110H171ZM196 111V110H195ZM1 112V111H0ZM16 112V110H15ZM28 112V111H27ZM38 112V111H37ZM55 112V111H54ZM59 112V111H58ZM80 111H77V114ZM103 112V111H102ZM159 112V111H157ZM156 112V113H157ZM163 112V111H162ZM165 112V111H164ZM4 113V111H3ZM21 115L22 113L19 112ZM25 113V112H24ZM23 113V114H24ZM36 113V112H34ZM33 113V114H34ZM39 113V112H38ZM37 113V114H38ZM42 114L43 111H41ZM53 113V112H52ZM73 113V112H72ZM71 113V114H72ZM114 113V114H113ZM178 113V112H177ZM187 113V114H188ZM192 113V112H191ZM10 114V113H9ZM13 114V113H12ZM10 114V115H12ZM18 114V112L16 113ZM40 114V113H39ZM42 114H40V116H42ZM59 114V113H58ZM76 114V115H77ZM161 114V111L159 113V116ZM166 114V113H165ZM164 114V115H165ZM176 114V113H175ZM70 115V114H69ZM67 115V117L69 116ZM73 115V114H72ZM72 115H70L72 117ZM145 115V118H144ZM155 115V114H154ZM157 115V114H156ZM155 115V116H156ZM162 115V114H161ZM172 116V114H170ZM180 115V114H178ZM186 115V114H185ZM196 115V114H195ZM16 116V115H15ZM45 116V114L43 115V117ZM152 116V115H151ZM169 116V115H168ZM17 117V116H16ZM88 117V116H87ZM100 117V116H99ZM166 118V116H164ZM181 117V116H180ZM191 117V116H190ZM103 118V117H102ZM159 118V117H158ZM157 118V119H158ZM161 118V117H160ZM173 118V116H172ZM187 117H184V119H186ZM53 119V118H52ZM66 119V117H65ZM89 119V120H88ZM144 119V121H143ZM156 119V118H155ZM154 119V120H155ZM156 119V120H157ZM163 119V117H162ZM189 120V118H187ZM61 120V119H60ZM183 120V119H182ZM68 121V120H67ZM69 121V122H70ZM153 121V120H152ZM163 121V120H162ZM161 121V122H162ZM178 121H181L178 119ZM177 121V122H178ZM184 121V120H183ZM94 122V121H93ZM166 122V121H165ZM176 122V123H177ZM168 123V121L166 122V124ZM170 123V121H169ZM168 123V124H169ZM179 123H182L179 122ZM66 124V123H65ZM104 124V123H103ZM136 125V124H134ZM149 125V124H148ZM155 125V124H154ZM153 125V127H154ZM159 125H162L159 122ZM170 125V124H169ZM91 126V124H90ZM145 126V125H144ZM168 126V125H167ZM176 126V125H175ZM179 126V125H178ZM159 127H163V126H159ZM171 127V126H170ZM130 128V127H129ZM132 128V127H131ZM130 128V130H131ZM140 128V127H139ZM145 128V127H144ZM172 128V127H171ZM181 128V127H180ZM157 129V128H156ZM173 129V128H172ZM177 129V128H176ZM148 130V129H147ZM175 130V127L174 129ZM126 131V130H125ZM146 131V130H145ZM163 131V130H162ZM143 132V131H142ZM141 132V133H142ZM127 133V132H125ZM124 133V134H125ZM137 133V132H136ZM155 133V132H154ZM161 133V132H160ZM165 133V132H164ZM172 132H170L171 134ZM128 134V133H127ZM126 134V135H127ZM168 134V133H167ZM123 135V134H121ZM143 135V134H141ZM147 135V133H146ZM158 135V134H157ZM176 135V134H175ZM163 136V135H162ZM120 137V138H119ZM139 137V136H138ZM147 137V136H146ZM153 137V136H152ZM161 137V136H160ZM164 137V136H163ZM171 137V136H170ZM123 138V137H122ZM169 138V137H167ZM139 139V138H138ZM142 139V138H141ZM145 139V138H143ZM155 139V136H154ZM157 139V138H156ZM148 140V139H147ZM160 140V139H159ZM167 140V139H166ZM174 140V139H171ZM170 140V141H171ZM72 141V145L76 143V141H79V143L81 142V146L83 143H85L84 141H87L92 143L93 145H95L94 147V151L91 147V149L89 146L88 147H84L86 149L82 150L84 152V155H80L81 157H79L78 152L76 153L74 147H70V143ZM74 141V142H73ZM140 141V140H139ZM161 141V140H160ZM119 142V141H118ZM143 142V141H142ZM145 142V141H144ZM68 143L70 145H68ZM115 143V144H114ZM121 143V142H120ZM123 143V142H122ZM155 143V142H154ZM91 144V146H93ZM140 144V143H139ZM138 144V146H139ZM149 144V143H148ZM71 145V146H72ZM79 145V144H78ZM77 145V146H78ZM90 145V144H89ZM145 145V144H144ZM151 145V144H150ZM74 146V145H73ZM86 146V145H85ZM153 146V144H152ZM159 146V144H158ZM157 146V147H158ZM144 147V146H143ZM155 147V145H154ZM156 147V148H157ZM161 147V145L159 146ZM76 148V146H75ZM80 149V147H77ZM76 148V150H77ZM97 148V150L95 149ZM112 148V147H111ZM125 148V146H124ZM153 148V147H152ZM163 148V147H162ZM138 149V148H137ZM141 149V148H140ZM149 149V148H148ZM86 150V151H85ZM96 150V151H95ZM144 150V149H143ZM146 150V149H145ZM152 150V149H151ZM156 150V149H155ZM78 151V150H77ZM86 152V154H85ZM110 152V151H109ZM142 152V151H140ZM160 152V151H159ZM127 153V152H126ZM134 153V152H133ZM136 153V152H135ZM143 153V152H142ZM145 153V152H144ZM146 153H151V151H148ZM155 153V152H154ZM161 153V152H160ZM82 154V153H81ZM111 155V153H110ZM129 155V154H128ZM154 155V154H153ZM152 155V159L153 156ZM164 156V155H163ZM150 157V155H149ZM148 157V158H149ZM160 157V156H159ZM129 158V157H127ZM138 158V157H137ZM147 158V159H148ZM151 158V157H150ZM155 158V157H154ZM152 159H149V162ZM167 159V158H165ZM103 163H102V161ZM105 160V158H104ZM154 160V159H153ZM158 160V158H157ZM162 160V159H161ZM146 161V160H145ZM148 161V160H147ZM141 162V160H140ZM148 162V163H149ZM160 162V161H159ZM147 163V164H148ZM166 163V162H165ZM168 163V162H167ZM119 164V163H118ZM128 164V163H127ZM144 164V163H143ZM152 164V163H151ZM125 165V164H124ZM138 165V164H137ZM145 165V164H144ZM150 165V164H148ZM154 165V164H153ZM143 167V165H141ZM115 167V166H114ZM149 167V166H148ZM147 167V168H148ZM134 168V167H133ZM154 168V167H153ZM152 168V169H153ZM128 169V168H127ZM146 169V167L144 168ZM149 169H151V167H149ZM100 170V172H99ZM104 170V169H103ZM116 171V170H115ZM142 171V170H141ZM147 171V170H146ZM150 171V170H149ZM148 171V172H149ZM137 172V171H136ZM140 172V171H139ZM147 172V173H148ZM146 173V172H145ZM156 173V172H155ZM113 174V173H112ZM138 174V172H137ZM142 174V173H140ZM117 175V174H116ZM120 175V174H119ZM124 175V174H123ZM129 175V174H128ZM136 175V174H135ZM147 175V174H146ZM164 175V174H163ZM105 176V175H104ZM114 176V175H112ZM134 176V175H133ZM141 176V175H140ZM145 176V175H144ZM150 176V173H149ZM166 176V175H165ZM130 177V176H129ZM140 178V177H139ZM160 178V177H159ZM141 179V178H140ZM146 179V178H144ZM155 179V178H154ZM113 180V179H112ZM135 180V179H134ZM153 180V178H152ZM138 181V180H137ZM154 181V180H153ZM133 182V181H132ZM151 182V180H150ZM168 182V181H167ZM115 183V182H114ZM129 183V182H128ZM139 183V181H138ZM143 184H145L144 182H142ZM149 184V183H148ZM147 184V185H148ZM152 184V183H151ZM161 185V184H160ZM163 185V184H162ZM110 186V185H108ZM126 186V185H125ZM129 186V185H128ZM132 186V185H131ZM130 186V187H131ZM145 186V185H144ZM118 187V186H117ZM136 187V185H135ZM105 188V189H104ZM110 188V187H109ZM104 189V190H103ZM148 189V188H147ZM129 190V189H128ZM140 190V189H139ZM151 190V189H150ZM152 191V190H151ZM114 192V191H113ZM131 192V191H130ZM144 193V192H143ZM108 195V194H107ZM120 195V194H119ZM136 196V195H135ZM123 197V196H121ZM119 199V198H118ZM85 202V204L83 205V203ZM107 206V205H106ZM119 206V205H118ZM113 207V206H112ZM98 209V210H97ZM92 213L90 215H92ZM99 213V212H98ZM97 213V214H98ZM95 214V212H94ZM4 215V216H2ZM68 217L72 222L70 224L74 225L73 222L75 224H77L76 222H79L78 224H80L79 226L81 227V229L77 228L78 225H76V227H70L68 231V233L66 232V235L62 238V240H60V243L57 244V242L55 244L52 243V245L46 247L44 250L43 248L41 249L42 251L38 252L37 257L34 255H28V251L25 252V249H29L27 248L29 245V247H32L34 245L35 242H37L36 244L39 246L40 244V239H42L43 237H47L49 235H51L54 230L58 229L57 227H61L58 226L60 222V220H62L63 217ZM95 216V215H94ZM108 217V216H107ZM94 219V220H93ZM3 220V219H2ZM93 220V221H92ZM138 222V221H137ZM28 223V224H27ZM62 223V221H61ZM96 223V222H95ZM67 224V223H66ZM71 225V226H72ZM78 226V227H79ZM102 228V227H101ZM12 230L10 231V233H12L11 235H9L6 233V231ZM63 230V228H62ZM58 231V230H56ZM61 232V231H60ZM65 232L62 231L61 234ZM7 234V236L5 235ZM65 234V233H64ZM88 234V233H87ZM58 235V234H57ZM53 236V234H52ZM51 237V240L54 239ZM55 236V235H54ZM111 236V235H110ZM115 236V235H114ZM45 237V238H46ZM60 237V236H59ZM58 237V238H59ZM118 237V236H117ZM48 238V237H47ZM57 238V239H58ZM111 239V238H109ZM98 240V239H97ZM119 240V239H118ZM43 241V239H42ZM47 241V240H46ZM57 241V240H55ZM59 241V240H58ZM108 241V240H107ZM42 243V242H41ZM32 244V245H31ZM42 244H40L41 246ZM35 248V245L33 246ZM42 247V246H41ZM40 247V248H41ZM38 248V247H37ZM100 248V247H99ZM31 249V248H30ZM73 249V250H72ZM80 249V248H79ZM37 250V249H36ZM40 250V249H39ZM71 250V254L70 251ZM38 251V250H37ZM74 251V252H73ZM92 251V250H91ZM101 252V250H99ZM98 252V251H97ZM73 253H75L73 255ZM30 254V253H29ZM34 254V253H33ZM87 254V253H86ZM78 255V254H77ZM80 255V253H79ZM57 256V255H56ZM80 257V256H79ZM16 261V259L19 260ZM76 260V259H75ZM63 261V260H62ZM61 261V262H62ZM63 261V262H64ZM72 261V260H71ZM59 262V263H61ZM68 262H65L66 264ZM64 263V264H65ZM96 263V262H95ZM63 264V263H61ZM69 264V263H68ZM94 264V263H93Z\"/></svg>",
    "mask_w": 264,
    "mask_h": 264
}]
</instances>
